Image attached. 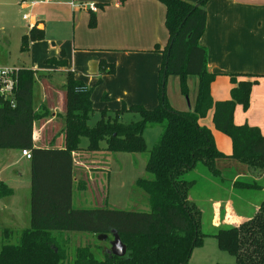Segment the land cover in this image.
Here are the masks:
<instances>
[{"label": "trees", "instance_id": "trees-1", "mask_svg": "<svg viewBox=\"0 0 264 264\" xmlns=\"http://www.w3.org/2000/svg\"><path fill=\"white\" fill-rule=\"evenodd\" d=\"M156 1L165 7L169 38L165 47L154 48V52L162 55L158 105L154 109L123 103L117 118L111 120L106 109L100 110L101 120L90 126V116L95 112L92 89L68 71L65 146L39 148L33 143V124L39 118L33 104L34 71L16 70L14 107L12 100L0 96V150L31 152L30 224L26 229H0V264H191L193 251L204 245L207 235L202 231V212L189 199L194 182L186 176L202 164L215 180L223 181L217 164L228 159L264 171V135L257 128L234 124L236 106L248 107L259 76L231 74L234 85L231 98L215 103L211 85L217 75L209 73L208 50L201 44L210 0ZM42 39V32L31 29L22 38V50L29 47L30 41ZM46 63L67 67L64 59H48ZM103 71L114 74L115 66L109 65ZM170 76L180 78L184 96L189 94L188 77H198L192 111H178L170 106L166 94ZM212 109L215 129L232 141L231 155L220 152L211 130L200 125ZM124 114L138 115L139 120L125 124L120 121ZM154 127L162 132L154 149L149 151L146 171L150 178L136 182V187L147 196L150 210L75 208L73 153L81 149V140L88 139L89 151L145 153L143 134ZM234 186L264 192V182L237 181ZM11 195V190L0 184V199ZM113 232L127 247L123 258L113 256L111 247H105V257L98 259L92 244L71 250L70 239L65 236L66 233L107 235L105 242L110 244ZM215 238L219 250L234 257L232 264H264V200L252 218L220 230Z\"/></svg>", "mask_w": 264, "mask_h": 264}, {"label": "crops", "instance_id": "crops-1", "mask_svg": "<svg viewBox=\"0 0 264 264\" xmlns=\"http://www.w3.org/2000/svg\"><path fill=\"white\" fill-rule=\"evenodd\" d=\"M85 3L96 4L98 12L92 13L80 7ZM92 20L93 27L90 26ZM33 28L43 33V39L30 45V58L24 62L18 54L13 55L12 48L22 46V38ZM168 38L165 7L156 0H127L124 3L118 0H0V68H26L35 73L33 104L39 118L33 124V143L39 148L65 146L63 128L67 93L61 75L67 77L68 71L92 89L91 99L96 110L111 111L114 108L110 107L123 103L154 109L158 105L162 63V55L154 52V48L156 45L165 47ZM201 44L208 50L209 73L217 75L211 85V97L215 103L231 98L234 87L231 74L259 76L252 88L248 107L236 106L234 124L257 128L264 135V0H210L207 4V28ZM48 59H64L67 67L47 64ZM109 65L115 66L114 74L103 71L108 70ZM54 74L58 75L54 77ZM187 85L189 94L184 96L180 78L168 77L166 94L173 109H194L198 77L189 76ZM213 117L214 109L200 121V125L211 130L220 152L231 155L232 141L215 129ZM5 151L14 164H29L31 182L29 160L19 150ZM83 154L73 153L72 203L78 189L80 192L88 191L93 195L92 202L97 199L96 205L103 207L99 199L104 190L102 173L99 170L95 176H90L80 172L76 156L82 157L80 161L85 160ZM226 162L234 163V160L222 163ZM16 175L21 177L22 172ZM226 176L224 196L221 195L222 198H217V202L211 205L215 209L214 218H217L213 224L219 221L238 226L250 218L237 212L236 204L228 202V190L235 191L234 183L242 179L264 180V171L244 165L241 169L228 166ZM193 197L203 218L200 204L206 205L207 202L197 194ZM28 203L30 205V198ZM254 208L258 210V206Z\"/></svg>", "mask_w": 264, "mask_h": 264}, {"label": "rangeland", "instance_id": "rangeland-1", "mask_svg": "<svg viewBox=\"0 0 264 264\" xmlns=\"http://www.w3.org/2000/svg\"><path fill=\"white\" fill-rule=\"evenodd\" d=\"M37 41H30L29 47L26 50H22L21 44L12 48L13 55H19L20 59L26 62L30 58V45ZM58 74H54V77ZM65 81V74L61 75ZM67 78V77H66ZM36 83V76L34 77ZM67 80V79H66ZM66 91V88H65ZM92 100V99H91ZM93 101V100H92ZM94 107V106H93ZM95 108V107H94ZM111 111H108L107 118L111 120L117 118V111L122 108V105L118 107H110ZM152 110V109H150ZM102 114L99 110H96L91 114L89 125L95 126L97 121L101 120ZM139 120L138 115L124 114L120 118V121L125 124H131ZM162 129L159 127L149 128L144 134L143 138L145 141L147 152L145 153H109L102 151H89L87 149L89 141L87 138H83L80 143L81 149L75 151L83 154L85 160L82 163L77 155L76 159L80 164V172L85 175L95 176L96 172L102 173L103 182V193L100 194V201L103 207H98L96 201L92 202L93 195L87 192H80L78 189L75 190L73 206L75 208H108L120 211H149V203L147 196L136 187V182L140 179H149L150 174L146 171V163L149 156V151L153 150L159 136L161 135ZM102 147L105 148V143H102ZM88 157V158H87ZM226 161V160H225ZM219 161L217 168L223 170L221 172L222 180H215L212 173L202 164L192 170L187 176L188 181L194 182V186L190 190L189 197L192 202L194 201L193 195L202 196L206 200L207 204L202 206L204 212L202 218V231L207 235L205 243L202 247L196 248L190 259L191 264H232L234 263V257L222 252L218 248L217 240L215 235L220 230L231 227L232 225H225L222 222L213 224L217 218H214L215 209L212 204L217 202V198L224 196V181L228 178V166L232 168L235 166L239 169L243 168V164L236 162L234 163H222ZM237 164V165H236ZM24 165V164H23ZM14 164L13 161L8 158L5 150H0V184L4 185L6 189H10L12 195L7 199H0V229L11 228V229H26L30 224V205L28 200L30 198V179L28 175L29 164L25 166ZM227 169V170H225ZM20 170V171H19ZM17 172H22V176L18 177ZM240 182H253L246 179L240 180ZM264 180L257 182L263 183ZM30 191V192H29ZM233 198V199H232ZM210 199V200H209ZM264 200V192L259 190H244L236 188L234 190H228V202L230 204H236L235 208L237 212L249 216L252 218L256 213L255 206H260ZM99 201V200H98ZM97 201V202H98ZM202 202V201H201ZM210 203V205L208 204ZM197 205V204H196ZM199 208V206L197 205ZM205 208V209H204ZM213 212V213H212ZM70 239L71 250L78 246H85L86 244H92L93 251L98 259L105 257L103 249L109 248L110 244L106 242H100L97 237L86 233H66Z\"/></svg>", "mask_w": 264, "mask_h": 264}, {"label": "built area", "instance_id": "built-area-1", "mask_svg": "<svg viewBox=\"0 0 264 264\" xmlns=\"http://www.w3.org/2000/svg\"><path fill=\"white\" fill-rule=\"evenodd\" d=\"M73 5V4H72ZM75 6V5H74ZM80 7L90 10L92 13L98 12V6L94 3L81 4ZM27 18V16H25ZM16 69L10 68H0V96L5 100H12L15 95V90L17 88V79L15 77ZM21 154L27 160L31 159V152L28 150H22Z\"/></svg>", "mask_w": 264, "mask_h": 264}, {"label": "water", "instance_id": "water-1", "mask_svg": "<svg viewBox=\"0 0 264 264\" xmlns=\"http://www.w3.org/2000/svg\"><path fill=\"white\" fill-rule=\"evenodd\" d=\"M113 234V240L110 242L111 254L115 257L123 258L127 254V247L123 244L119 235L115 232ZM107 235H99L97 239L100 242H105L107 240Z\"/></svg>", "mask_w": 264, "mask_h": 264}]
</instances>
